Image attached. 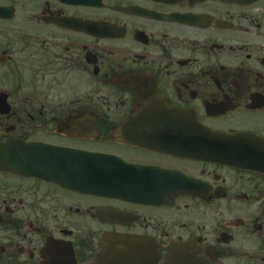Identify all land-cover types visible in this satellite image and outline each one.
I'll list each match as a JSON object with an SVG mask.
<instances>
[{"label": "flooded vegetation", "instance_id": "obj_1", "mask_svg": "<svg viewBox=\"0 0 264 264\" xmlns=\"http://www.w3.org/2000/svg\"><path fill=\"white\" fill-rule=\"evenodd\" d=\"M111 104L129 115L110 128L102 106ZM142 118L157 131H118ZM157 133L164 152L145 145ZM8 140L181 177L158 196L111 165L133 186L130 203L61 186L76 174L50 184L42 166L27 178L0 169V264H264V1L0 0ZM203 143L212 158L195 155Z\"/></svg>", "mask_w": 264, "mask_h": 264}, {"label": "rangeland", "instance_id": "obj_2", "mask_svg": "<svg viewBox=\"0 0 264 264\" xmlns=\"http://www.w3.org/2000/svg\"><path fill=\"white\" fill-rule=\"evenodd\" d=\"M102 109L104 110V116H103L104 120L107 121L106 124L110 128L113 127L112 124L114 122H117V121H120V120L123 121L129 115L128 106H126V105L125 106L118 105V106L115 107V106H113L111 104V105H108V106H102ZM108 115H109V117H108ZM115 118H119V119H115ZM100 143H102V142H100ZM99 146L106 147V146H102V145H99ZM46 193L54 196L55 199H59L58 196H57V192L51 191V189H50V191H46ZM59 205H60V207H66V208H68L70 206V205H68V203L65 204L63 201H60V200H59ZM75 205H79V204L76 203Z\"/></svg>", "mask_w": 264, "mask_h": 264}]
</instances>
